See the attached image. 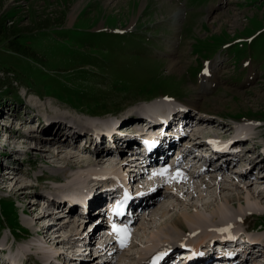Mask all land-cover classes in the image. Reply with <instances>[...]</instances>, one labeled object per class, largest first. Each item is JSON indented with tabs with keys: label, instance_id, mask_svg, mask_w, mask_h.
I'll use <instances>...</instances> for the list:
<instances>
[{
	"label": "rangeland",
	"instance_id": "rangeland-1",
	"mask_svg": "<svg viewBox=\"0 0 264 264\" xmlns=\"http://www.w3.org/2000/svg\"><path fill=\"white\" fill-rule=\"evenodd\" d=\"M225 53L232 58L225 56L214 58L217 54ZM208 60L210 62L205 63ZM243 60L251 64L249 72L239 71L238 65L234 68L233 62L239 64ZM175 63L177 68L171 69ZM204 65H210L212 68L224 66L219 69L218 77L215 75L217 82L210 85L201 82ZM214 72L217 74L215 70ZM163 98H167L165 100L168 103H171L169 100L173 98L172 106L180 103L190 108L195 112L193 116L196 119L203 111L216 121L222 122L223 130L214 131L219 135L224 132L227 134L226 137L231 135L233 123L248 124L247 121L254 123L258 126L255 138L244 143L242 147L245 151L252 149L255 143L264 145V0H0V132L2 128L7 129L5 131L8 133L14 132V124L10 122L12 119H20L21 114L26 115V112L30 111L31 114L34 106L31 101L52 105L59 114L69 115V120L71 117L77 118L78 115L80 118L92 116L93 122L114 121L113 118L116 117L120 118L122 123H126L133 113ZM37 99L39 100L35 101ZM195 102L197 104L191 108V104ZM9 108H13L15 112H7ZM164 108L158 110L162 111ZM197 108L200 111H197ZM30 116L33 117L34 114ZM26 117L29 118L28 115ZM157 117L164 116L158 114ZM25 118L22 117L23 120ZM34 119L38 121V118ZM40 122L38 132L31 133V137L50 138L53 128L46 130L44 122ZM205 123H208L210 128L218 129L214 124H209V120ZM18 124L19 121L16 123L17 127ZM60 126L61 129H56L55 132L60 134L62 130V133H70L71 129L66 128L64 123H60ZM120 126L127 127L121 123ZM32 127L35 128V125ZM226 127L227 133L224 129ZM81 135L79 133L72 138H81ZM205 135L207 136L208 132H204L203 136ZM7 137L8 135L2 132L0 262L8 256L2 255L1 251L3 253V249L11 248L14 250L13 253L28 256L29 262L25 264H45L40 256H36L42 254L40 247L54 248L56 243L37 236L39 230L33 224L40 227L48 226L55 219L67 223L72 217V224L57 233L61 236L70 233L75 220L80 223L78 232H82V236L87 234L90 228V223H85L84 219L79 220L77 218L79 216L74 218L75 216L70 214L69 217L58 218L57 214L63 215L64 211L61 213L55 211L57 213L55 216H48L49 218L43 221L33 223L35 216L46 207V203L41 199L50 193L61 192L53 191L55 188L63 190L72 186L73 189L75 183L73 176L80 169L79 166L85 163L77 162L78 165L74 166L77 168L68 173L69 181L64 178V173H60L62 183H57L53 181L55 168L66 169V164L70 168L73 163L72 160L66 162L61 159L71 154L70 149L60 154V161L54 162L52 154L58 153L55 150L57 146L52 148V154H45L43 151L49 149L51 144L37 146L34 140L18 136V139H24L28 143L21 146L17 144L18 141L21 143L20 140L10 141ZM36 147L42 148L40 149L42 151ZM28 150L31 152L27 153ZM13 153L15 156H12ZM257 153L256 149H252L249 155ZM88 154L79 156L90 160L91 155ZM114 154L117 155L116 152ZM114 154L110 153L111 156L103 163L94 166L96 169L94 171L120 168L119 166L126 163L128 156L126 152L115 157ZM175 155L176 152L168 157L169 161L165 167L174 161ZM245 160L229 165L235 168L239 162ZM202 162L199 161L201 167ZM199 163L190 170L197 168ZM240 166L244 167L243 164ZM148 170H144L147 174H144L142 184V188L146 187V190L139 189L140 182H136L138 181L136 174L133 176L134 179L130 180L136 183L134 187L139 190L141 197L139 206L143 207L134 209L136 214H133L130 226L135 229L130 233L133 246L121 248V253L114 258L103 254L96 256L99 253L98 250H94L92 257L89 255L94 263L90 264H123V260L126 264H142L136 254L146 242L148 244L149 241H156V238H153L155 232L165 233L167 230L179 236L172 228V223L175 218H180L182 213L197 214L195 210H198L211 221L223 197L236 195L245 197V192H256L263 188L259 187L255 180L243 181L229 171L223 175L227 181L222 184L225 188L220 191L221 193L216 189L217 186L205 189L199 186L198 182L209 176L204 175L192 180L199 187L196 190L201 192V196L197 193L196 198L193 197L192 200V193L190 195L188 192L187 197L179 199L175 195L182 185L176 186V192L167 195L166 181L161 178L155 179L156 176L153 175L151 177L152 169ZM86 172H82L81 175L85 177L88 170ZM255 172L254 176L257 174ZM40 176L43 177L38 179ZM87 181L88 179L85 187ZM27 185L28 189L24 190L36 192V196L33 194L25 196L11 191L13 187L18 189ZM33 201L36 203L30 206L39 208L36 210L32 207L36 210L34 212L28 208L29 203ZM185 201L188 204L184 203ZM242 204L246 208L247 203L242 200ZM227 205L226 216L232 217L225 219L220 217V221H230L234 214L238 216L241 211L237 202L234 207ZM26 208L29 214H25ZM72 213L74 214V211ZM248 220L245 221L247 227L250 225L257 229L264 227V213L254 214ZM185 226L186 231H190L191 225L185 222ZM44 233H41V236H44ZM96 237L98 239L96 238L94 246L101 238ZM163 237L162 234L160 238ZM39 240L41 244L31 250L29 244H37ZM106 240H111L110 236ZM81 243L84 244L83 241ZM70 246L71 244L62 243L55 249L71 252ZM260 257L264 258V255ZM262 258L258 257L264 261Z\"/></svg>",
	"mask_w": 264,
	"mask_h": 264
},
{
	"label": "bare ground",
	"instance_id": "bare-ground-1",
	"mask_svg": "<svg viewBox=\"0 0 264 264\" xmlns=\"http://www.w3.org/2000/svg\"><path fill=\"white\" fill-rule=\"evenodd\" d=\"M175 68H177L176 67V63L172 64V66H171V69H175ZM215 75L216 74H215L214 70H212V67L208 66L206 68L204 76H201L200 80H201V82L203 81V83L205 85H210V84H212L214 82H217V80L215 78ZM31 102L34 105L33 106L31 104L33 106L32 107L33 112L31 114H34V116L31 117L30 116L31 114H30V111H29L28 113L26 112V115L25 114L24 115L21 114V116L19 117L20 119H12L10 124L11 123L14 124L15 122L19 121V124H18L19 126H18L17 130L15 128H13L14 132L9 131V133H8V132L5 131L7 129H5V128L3 129L2 128V130L0 132V137H2V132H3L5 135H8L7 138L10 141L17 140L18 139L17 137L21 136V138H24V139L34 140L36 142L37 146H42L43 144H47V145L51 144V147L49 149H45V151H43V153H45V154H50L51 151H52V148L57 146V147H55V150H57L58 153L57 154H52L51 153L53 155L52 158H55L54 162L60 161V159H59L60 154H62L65 151H67V149L68 150L70 149V151H71L70 155L67 154L68 156H65L63 158L60 157V158L64 159L66 162L72 160L73 163L70 165V168H69L68 164H66V169L55 168L56 169L55 170L56 173L54 175L55 178H53V181H55L57 183H62V180H61L62 176L60 177V173H64L65 174L64 178L66 179V181H69L68 173L71 172V171H74L77 168V167H74V166H77L78 163L80 162V163H85V165L80 164L82 166H79L80 169H78L77 173L75 172L76 174L73 176V177H75L74 178L75 181L72 180L74 182L79 183V185H81L82 183H84V185H85L87 179H88L87 182L90 183L98 175H101V174L103 175L104 173H108V174H111V175H113L114 177H116L118 179H121L122 183L125 185V187H127V189H129V188L130 189L131 188L135 189L134 184L136 185V183H134V182L132 183L129 179H128V181H126V174L121 172V170H120L121 168L112 167L111 169H106L104 171H101V169L99 171H97V172L94 171V170H96L94 166H98L100 163H103L104 160L109 158L115 152L117 153V155L120 156L121 153L123 154V152H125V149L120 148V147H118V148L116 147L115 150H109V149H105V148H102V147L91 148V146L88 145L87 143H85L82 147L79 146V143H80L79 141L82 138L85 139L86 135L88 136V133L90 132V130H93V125L94 124H93L92 118H94V117L87 116V117H89L88 120L91 121V122H89V125H91L90 127H85L84 126V127H81L80 130H78V131L75 130L74 132H72V130L68 129L70 133H62V130H61V133L58 134L55 131H56V129H61L60 123L63 124L64 121H66L69 124L72 123V120H69L70 119L69 115H66L64 113L63 114L62 113L59 114L57 112V110L54 109V107L52 105H48L46 103L45 104H38V103H36L34 101H31ZM169 102H171V101L169 100ZM29 103H30V101H29ZM171 103H168L165 99L156 100L155 102L142 107L140 110H144L146 112V115L149 114V113H153L155 110H158V108H161V107H165L163 110L169 111V109H167L169 106L174 107V106H172ZM196 104H197L196 102L194 104H191V108H193V106L195 107ZM137 110H139V109H137ZM10 112L14 113L15 111L12 108V109H10ZM136 113H138V112H136ZM136 113H133V115H131V118H129V120L126 123H122L121 121H120V123L121 124H126L127 127H131L133 125V123H136V122L139 123L140 122V118L137 116ZM27 115H28L29 118L26 117ZM154 115L157 117L158 113H155ZM202 115H204V116H202ZM22 117H24V118L26 117L27 119L25 118L23 120ZM34 117L38 118V121L36 119H34ZM119 119L120 118L117 119L115 117L114 121L115 120L117 121ZM206 120H209L210 121L209 124H214L215 127L218 128V129L210 128L209 127L210 125H208V123H205ZM30 121H31V123H28ZM40 121L44 122V125H45L44 129L48 130V129L53 128L52 133L50 134L51 135L50 138L45 137V138L41 139L40 137H35V136L31 137V133H33V134L36 133L37 130L39 129L40 125H38V128L36 130H34V131H30V129H29L30 127L29 126L30 125L33 126L36 123L40 124L41 123ZM112 122H113V120H103V121L94 122V123L95 124L99 123L101 125H104V124H107V123L110 124ZM234 122H237V121H234ZM203 123H204V125H203ZM66 124H65V126H66ZM237 124H239L238 126L245 127V129L247 131H249V129L252 128V126H249V123L245 124L243 122H239ZM26 125H27L28 128L26 127ZM120 127H122V126H120ZM195 127H196L197 130L193 134L194 137L192 136L193 139H192L191 143L188 144L186 146V149H184L180 153L182 155H181V157H179V162H177V164H180V162L182 160L188 159V165H187V166H189L188 168H187V166H185V167H183V170L175 171L176 168L170 167V166L168 167V169L166 168L165 170L162 169L161 167L160 168H155V167H158V166H155L154 168L151 167V169H152L151 173H152L153 176H156L155 179L161 178V180H165L166 184H168V186H167L168 187L167 188V195L173 194V192L176 190V186H179V185L183 186L181 189H179V190L177 189L178 193H177V195H175L176 197H179V199H182V197L186 196L187 193L189 192L190 195L192 193V197L191 198L193 200V197L196 198L195 196H197V193H199V192H197V190H198L197 187L198 186H196V184L194 183L195 181L193 182L192 180L198 178L199 175H200L199 174L200 172H194V173H190L188 175V169L191 166H193L194 164L199 163V161H203L202 162L203 163L202 166L204 167V170L206 171L205 172L206 175H209L208 178H206V179L205 178H203L202 180L200 179L201 181L198 182V183H200L199 186L201 188L203 187V189L208 188V187L212 188L213 186H217L216 189H219V192H220L221 190H224L223 188H225L222 184L225 181H227L226 179H224L223 175H225V174L222 173V171L227 169V166L229 164L236 163L239 160H243L240 157L239 154H236L229 161H226V162H229V163L215 164L213 162V159H208L207 158V159L202 160V157L199 158L197 155L193 154L194 152H197L198 141L200 140L201 136L204 135V132H208V135H210L208 137L211 138V139L212 138H216V136L225 137L227 135V134H224V132L221 133L220 135H219V133H216L215 132L216 130H219V129L223 130V123L220 122V121L219 122L216 121L215 118L210 117L209 114H206L203 111L201 112V116H199L196 119ZM24 128H27V129L23 131L22 129H24ZM66 128H68V127H66ZM32 129H33V127H32ZM41 129H42V127H41ZM224 129H225V133H227L228 132V127L224 128ZM27 130H29L28 133H27ZM82 130H85V131H82ZM24 132H26V133H24ZM201 132H203V133L202 134H198V133H201ZM79 133L82 134L81 138L80 137L72 138L74 135L77 136ZM84 133H85V135H84ZM175 133L179 134V131H175ZM24 139L23 140L18 139V140L21 141V143L18 141L17 144L27 145L28 143ZM214 141H215L216 144H218L216 142V139ZM201 145H202L201 142H199V147H201ZM253 145H254V147H252V149H256L257 145L256 146H255V144H253ZM36 148H38V147H36ZM40 149H42V148H40ZM101 149H104L105 151H102ZM252 149L249 148V149H247L245 151L243 150L245 152L243 157L250 156L249 153H250V151H252ZM40 151H42V150H40ZM77 151L79 152L80 155H83V154L85 155V154L89 153L88 155L89 156L91 155L90 156V160L87 159V158H85V159H87V160H85L83 157H80L79 154H76ZM113 151H114V153H113ZM30 152H31L30 150L27 151V153H30ZM110 153H111V155H110ZM12 156H15V153H13ZM12 156H9V157H12ZM102 156H104V157L102 158ZM91 157L93 159H91ZM213 157H214V155H213ZM256 157L259 160H257V158H251L250 164H248V165L249 166L251 165V168L253 170L258 169L260 171V173H263L264 172V157H261V158H259L258 156H256ZM197 159H198V161L196 162ZM131 161L132 160H130V162ZM135 162H137V166L138 167L139 166L141 167L139 169L141 171H138V173L135 176L138 178V181H136V182H140L139 189L142 190L143 189L142 188V184H143L142 180H143V177L145 176L144 174H147V172H145L142 169L146 168V166H148V165L147 164H143L141 158L136 159ZM245 162H246V160H245ZM121 163L123 164V162H121ZM88 166H89V169H87ZM87 170H88V174H86L85 177H84V175H81L82 172L85 173ZM118 170H120V171H118ZM89 171H91V172H89ZM240 174H241L240 176H244L243 178L252 177L253 176L254 180H255V183L260 185L259 187H262V185H264V174L262 176L258 177L259 174L257 173L254 176L253 173L251 172V169H249L247 171H242ZM79 176H81V177H79ZM14 179H15V177H13V180ZM17 182L18 181L16 180V184H18ZM174 183H176V184L173 185ZM194 185L196 187H194ZM28 186L29 185L20 186L18 189H15L13 187V188H11V191H12V193L25 194V196H32V194L36 196L37 195L36 192L32 193L30 190L29 191L24 190V189H28ZM60 187H62V186H60ZM71 190H72V186L70 188H66V189H63V190H61V188H55L53 191H57V192L58 191H66V192H68V191H71ZM245 193H246L245 197H243V196L241 197L239 195L238 196L236 195L234 197H223L220 200L221 205L218 206V210H216V212H214L215 214H213V218H211L212 219L211 221L208 220V217L204 213L199 212L198 210H195L197 214L182 213L180 218H177V219L175 218V220L173 219L174 221L172 223V228L174 229V231H176V233H179V236H175V235L171 234V232L174 233L173 231L169 232V231L166 230L165 233L164 232H155L153 234V238H156V241H149L148 244H146L147 243L146 242L142 246V249H141L142 251L140 250L139 253H137L136 255L141 260L142 264H158L159 263L160 254L163 251H167V250H171L173 248H176L177 247V243L179 245H181L182 243L185 242L186 246H193L196 243H201L204 240L209 239V237L212 234L213 235H218L217 231H219V230H224L226 232H229V231H234V230H239V231L245 230L246 231V230H251V229L254 230V229H256V227L252 226V225H250L249 227L245 226V220H243L241 218L244 217V216L251 215L250 214L251 212H253L254 214L264 213V187L260 188L259 190H256V192H250L249 193L247 191ZM54 194H59V193H54ZM193 194H194V196H193ZM52 196L56 197V195H52ZM200 196H201V194H200ZM139 197H140V195H139ZM50 200L52 202L50 203L48 210L46 208V210L45 209L42 210L43 212L42 211L39 212V214L36 215L35 218L33 219L34 220L33 223H38V222L43 221V220H45V219H47L49 217L55 216L57 214L56 213L57 211L59 213L63 212L64 203L62 201H56V200L54 201V199H50ZM242 200L245 201V203H247L248 206L246 205V208L244 207L245 205L242 204ZM186 201L184 203H186ZM236 202L239 204V208L238 209L241 210L240 213L238 214V216L236 214H234L233 218H230V221H222V220L220 221V217H222V219H225L226 217H232V216H226L227 213H228V210H227L228 209L227 208L228 205L227 204L233 205V207H234ZM34 203H36V202L33 201V202L29 203V205H28V208L33 210V212L36 211L37 209H39L37 206L36 207L35 206H30V205H33ZM186 204H188V203H186ZM32 207H35L36 210L34 208H32ZM28 208H26L25 214H29V211L27 212ZM165 208H166L165 210H167V207H165ZM192 208L195 209L194 206H192ZM71 209H73V208H70L69 211H65L66 214L58 215L57 217L58 218H60L59 216H61L62 218L65 217V216L69 217V215L72 213ZM135 214L136 213L134 212V215ZM76 217L77 216H75L74 218H76ZM133 218H134V216H132L131 218H127V217L123 218L122 219V225L120 227H118L119 226L118 223L117 224L116 223L112 224V228H111L112 230L109 228L108 232H110V230H111L112 237H115L116 239H114L111 242H105V240H103L101 242L100 240H102V238H103V235H102L101 238L99 239L100 242L98 241L97 246H94L96 244V242H97L96 241L97 237H96L94 229L91 230L90 233H89V236H87V238H86L87 240L84 239V245L89 248L90 256L92 257L91 248L90 247H94V248L98 249V253L99 254H97L96 256H100V254H103L104 256H108L109 255V256H112L113 258L118 256V254L121 253V251H120L121 248H123V249L128 248V247L131 248V246H133L132 245L133 243L131 242L132 241V239H131L132 237L130 236L131 235L130 233L135 231L134 227H130V226H132L131 224L133 222L132 221ZM246 218L247 217H245V219ZM71 219H73V218L71 217ZM71 219H69V221L67 223H62L61 220L58 221V220L55 219V221L50 223V225H48L47 227H45L44 225L42 227L37 226L38 224L37 225L33 224V225H34V227H37V229L39 230L38 234H39L40 237L42 235L41 233L45 232L44 236H42V237L44 239L50 240L51 243H52V241H54V244L56 243L55 246H54V249L57 246H59V244L61 245L62 243L71 244V246H70L71 251L75 250V249H82V246L79 245L83 241V238H81L82 237V235H81L82 232L81 233L78 232L80 223L78 224V222L76 220L75 221L73 220L74 221V225L70 228V233L68 235H65V236L62 235L61 236V235L57 234L59 231L67 229L70 226V224H72V220ZM185 222L191 225L190 231H186ZM207 224H208V226H204V225H207ZM89 225L91 226V223ZM98 225H101V224H98ZM113 226H115V228ZM31 227H32V225H31ZM55 227H58V228H55ZM11 230H12V228H11ZM53 230H55L56 232H53ZM13 234L15 235V233H13ZM162 234L164 235V237L160 238ZM248 236L251 237V239L255 238V242L254 243H256V244L253 245V242L252 243L235 242L234 251L237 252L238 250H240V251L242 250L244 252L246 258H248L252 262L251 264H264V261L258 260V257H260L261 255H264V228H261V229L258 230L257 233H253V234L251 233V235H248ZM189 237H192V238L187 240V238H189ZM47 240H46V242H47ZM92 242H93V244H92L93 246L91 245ZM84 245H83V247H84ZM34 248H37V247H33L31 250H33ZM54 249L53 248L52 249L51 248L50 249L49 248L45 249V248H41L40 247V250L42 251V254L41 255L38 254V255L40 257H43L47 261L50 260L53 257H58L59 259H61V258L66 259L65 256L63 255V253L60 252V250H57V249L54 250ZM11 253H12L13 256H14V254L16 255L15 256V260H17L16 257H17L18 254L13 253V251ZM19 254H21V253H19ZM124 256H126V255H124ZM189 256L190 255H188L185 259L186 260L189 259ZM22 257H24V258L23 259H19V264H25V263H27V261L29 262L28 256H22ZM91 262L94 263V260H92V258L89 257V258L86 259V262L84 264H90ZM2 264H4V263H2ZM45 264H47V263H45ZM99 264H104V263H99ZM123 264H126V262L124 260H123Z\"/></svg>",
	"mask_w": 264,
	"mask_h": 264
},
{
	"label": "snow or ice",
	"instance_id": "snow-or-ice-1",
	"mask_svg": "<svg viewBox=\"0 0 264 264\" xmlns=\"http://www.w3.org/2000/svg\"><path fill=\"white\" fill-rule=\"evenodd\" d=\"M115 228V226H113Z\"/></svg>",
	"mask_w": 264,
	"mask_h": 264
}]
</instances>
